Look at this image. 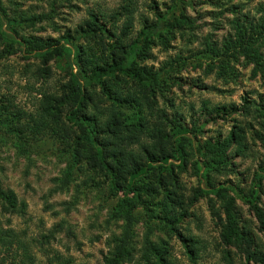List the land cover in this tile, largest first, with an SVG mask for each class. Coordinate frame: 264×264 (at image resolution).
<instances>
[{
  "label": "rangeland",
  "instance_id": "obj_1",
  "mask_svg": "<svg viewBox=\"0 0 264 264\" xmlns=\"http://www.w3.org/2000/svg\"><path fill=\"white\" fill-rule=\"evenodd\" d=\"M263 4L0 0L5 18H34L16 27L19 39L50 40L60 49L68 38L81 52V63L74 66L61 53L43 59L20 43L10 44L0 31V185L24 205L22 213L0 210V220L31 246L33 264L55 259L104 264L114 239L126 231L130 256L120 264H159L152 249L168 264H259L246 262L243 247L221 242L223 208L202 174L205 142L226 138L231 140L226 166L210 174L209 182L228 189L239 229L264 260V78L243 57L230 58L228 73L221 75V58L204 45L220 49L233 36L234 21L255 23ZM172 14L191 25L153 36L137 60L139 67L159 73L160 88L114 75L87 87L85 111L74 113L96 116L105 126L97 140L109 164L123 160L119 171L152 164L136 181L125 176L119 191L111 193L110 177L90 159L93 149L81 125L69 121L72 77L86 59L98 67L117 60L141 39L144 27ZM260 52L264 59V47ZM182 130L181 161L163 163Z\"/></svg>",
  "mask_w": 264,
  "mask_h": 264
},
{
  "label": "trees",
  "instance_id": "obj_2",
  "mask_svg": "<svg viewBox=\"0 0 264 264\" xmlns=\"http://www.w3.org/2000/svg\"><path fill=\"white\" fill-rule=\"evenodd\" d=\"M258 12L260 17L255 23L242 24L234 21V34L232 37L226 39L222 47L216 48L212 43L205 42L206 50L220 60L221 75L228 73L230 58L237 60L238 57H243L246 64L253 66L254 73H260L264 78V59L262 58L260 49L264 47V4L259 6ZM34 18L20 14L17 18L7 19L0 13V31L4 33L5 38L9 43H20L25 46L27 50L33 55L46 59L56 53H61L66 56L71 65H79L81 63V52L78 47L69 44L68 38L64 39L62 48H55L53 42L50 40H41L31 37L18 38L16 27H20V23L32 21ZM191 25L190 22L184 18L183 15L172 14L167 19H160L155 25L144 27L140 31V40L131 42L126 51L119 54L117 60H111L110 63H105L101 67L95 66V63L86 59L80 65L77 75L72 77V94L68 100L73 107L68 112L69 121L76 122L82 127V135L84 141L93 149V160L105 173L110 177V192L117 193L120 189V180L127 176L130 181H136L143 175H146L152 169V164L139 165L135 163L128 172L119 171L116 167L118 163L123 160H117L113 164L106 161V152L103 143L97 140V135L105 126L93 116L92 118L83 114L79 118L74 117L75 112H84L86 107L87 94L85 89L96 83H101L103 79L117 75L123 78L131 79L139 86L159 89L161 80L159 73H154L147 68H141L137 64V60L146 55L150 49L153 36L160 39L164 35L163 32L168 33V29L178 28ZM82 66V68H81ZM87 116V117H86ZM102 125V127H100ZM109 127V123L106 124ZM182 132V133H181ZM186 130L177 133L179 137L177 147L170 156H163L160 160L167 163L169 159H176L181 161L183 154L182 141L185 140L182 135ZM176 136V135H175ZM231 147V140L226 138L222 141H207L203 146V157L201 169L204 179L207 181L211 191L215 193L221 202L224 215V223L220 232L221 242L226 246H238L244 248L246 262H257L264 264L261 255L256 254L251 249V240L239 229L237 225V218L234 212L235 200L229 195L226 187H215L210 181V174L219 173L222 168L226 166L227 152ZM176 155V157L174 156ZM132 157V155H130ZM255 189L252 192V198H255ZM256 213L258 210L253 202H250ZM24 209L23 204H19L13 192L4 190L0 185V210L1 212L22 213ZM127 221L130 216H125ZM126 236L114 239V249L109 254V257L104 258V264H120L130 256V248L128 246L129 234L125 232ZM157 257L159 264H168L162 254L158 250L152 249ZM35 253L31 246L27 244L23 237H21L13 228L4 226L0 220V264H33L35 261ZM53 264V262H52ZM54 264H70L67 260L55 259Z\"/></svg>",
  "mask_w": 264,
  "mask_h": 264
}]
</instances>
